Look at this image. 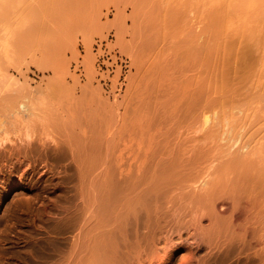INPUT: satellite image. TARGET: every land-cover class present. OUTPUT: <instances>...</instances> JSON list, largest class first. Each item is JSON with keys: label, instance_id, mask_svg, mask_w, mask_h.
<instances>
[{"label": "rangeland", "instance_id": "rangeland-1", "mask_svg": "<svg viewBox=\"0 0 264 264\" xmlns=\"http://www.w3.org/2000/svg\"><path fill=\"white\" fill-rule=\"evenodd\" d=\"M6 97L28 101L35 114L20 106V120L30 113L34 129L55 127L64 146L81 126L86 144L97 133L94 148L110 161L97 157L98 170L124 167L123 182L144 180L174 153L183 163L162 199L163 211L180 214L173 225L185 236L190 209L213 192L220 228L236 235L224 264H264V178H253L258 192L245 187L264 174V0H0V103ZM204 113L213 117L207 126ZM0 116L14 120L13 110ZM237 148L245 167L232 162ZM68 154L51 157L47 173L44 156L35 173L0 171V264L74 263L77 231L59 227L80 210V170L91 165ZM208 169L219 174L205 198L187 185ZM141 246L116 264H198L205 252L185 243L170 256L159 245L139 257Z\"/></svg>", "mask_w": 264, "mask_h": 264}, {"label": "bare ground", "instance_id": "bare-ground-1", "mask_svg": "<svg viewBox=\"0 0 264 264\" xmlns=\"http://www.w3.org/2000/svg\"><path fill=\"white\" fill-rule=\"evenodd\" d=\"M120 39H118L117 37L118 44H120L122 47L124 46L123 48H126L125 45L120 42L121 41ZM12 98L14 101L12 100ZM20 100L21 101L19 100L16 101L14 97L11 98L6 97V99L3 101L4 104H2L3 102L0 103V112L3 113L5 110H9V111L13 110V114H14L13 118L15 120V125H14V120L12 121V119L11 120L7 119L6 116L5 118L7 120H5V118L3 117L4 115L0 116V160L1 161L6 160L7 163L6 166H3L5 167L4 169L0 167V171H3L5 172V174H7L6 172L7 166H9L10 168L8 170L9 172L8 175L9 174L11 175L12 172L14 171L20 170L22 167H23L22 175L30 174L32 172L35 173V171L38 169L37 164L40 160L39 156H44L45 159L41 160V162L42 161L43 162L46 161V162H44L42 168H46L45 172L47 173L49 172L48 170L51 169L48 165L50 164L51 166V163H49L50 162L49 159L51 157L52 159L53 158L62 159L63 155H66V157L67 155L70 156V154L68 153L74 155V159L76 158L77 160L79 159L81 162L83 161V163H85L84 164L85 166H88L86 165V163L87 164L89 163L91 165L90 166L91 168L81 167L83 169L80 170L81 172L82 171L84 172L85 170L84 174L80 172L81 175L83 174L82 176L84 178L79 173H77L83 178V180L79 179L80 177L78 178L79 181L82 180L81 182H83L82 183L83 186L81 184V187L80 186L79 187L80 188L83 187V188L80 189L82 190L81 193L79 192L80 190L77 191L80 193L77 195L80 196L82 200L81 201L79 200V203H76L77 205L79 204V206H81V208H78L80 209L78 211H81L82 215L81 213H78L77 207L74 210L75 212L77 211L76 214L81 215L82 219L80 218V221L79 219L76 220L77 215L72 214L73 216L71 215V217L64 219L59 227L60 230L65 232L77 231L74 234H71L72 237L74 235V238H71L72 243L70 245L73 248V250L76 251L75 254L73 253L74 254L73 264H116V262L121 257L130 255L134 248L139 247L140 249L142 247L141 246L142 244H145V246L146 245L147 246L141 250L144 249H148V250L146 252H140L138 254L139 257L144 255L148 251L157 248L159 245H161V248H163L166 251L167 255L170 256L176 249H179L185 243H189V245L192 246V248L197 250L203 248L205 249L204 254L201 256L199 260H197L198 264H224L225 260L227 259V255L230 253V251L233 250L235 247H237V245L233 246L235 244L236 235H234L233 232H231L230 230L226 229V227H228L227 226L228 223L227 225H225L226 227L221 226L220 228L221 225L220 222L224 218L221 220V216L223 215L220 212H217L215 209V203H214L215 198L213 192L211 197H210L211 194L208 192L212 188V185L213 186L216 185L217 181L213 177L217 178L218 176H215V174L216 175L219 174L218 172L215 173L214 170H211L210 172L208 169L209 172L204 171L205 175H203V177L201 176L202 179L200 178L196 179V181L194 180L192 183H190L191 185H187L188 188L189 187L191 188L189 190H191L192 193L199 192L197 194H200L201 191H203L204 196L209 195L205 198L210 197V199H206L207 201H205L204 198L203 200L205 202L201 203L202 201H199L200 199H202L201 196V198H199V200L196 201V203L200 202V205H198L199 204L198 203L196 204L197 205L196 207L190 209L191 213L189 218L193 223L190 222L189 224L191 225L193 224V225L192 227L185 228L184 230L185 236H183V233L180 231V228L173 225L174 220L176 218H180V214L177 212V209L173 208L172 206L171 207L168 206L169 208L168 209L166 208V210H168L169 212H167L166 210L163 211L164 204H162V199L166 194L167 184L171 182L173 178L178 174L179 171L177 170V167L179 165V162L183 163V161L181 162L178 160L177 156L174 153H168V155L164 158V161H160L156 163L155 167L149 173L145 174L147 177L144 176L143 177V179L145 178L144 180L142 181L137 180L133 183H126L125 181L123 182L117 177L119 174L122 176L124 174L123 172H125V168L122 166H121L122 169L118 166L119 170L117 171H114L112 168L110 169L109 168L110 164L109 166H106L107 168H105L104 172L100 173V171L98 170L100 169L101 165L100 164L96 165L98 163L97 160L98 159L101 160V162L100 161L99 162L102 164L104 163V161L106 163V160L104 159L106 156L103 155V157L105 156L103 159L100 158L102 157V155H100L99 157L97 148L100 145H97L98 147L94 148L96 146L95 143L96 140H92V139L94 136H95L94 138H96L95 134L97 133H95L94 136L91 134V136L93 137L90 136L89 137L90 142L89 144L88 143L86 144L84 143L85 141H83V138L84 136H86L84 140L87 139L86 141H88V136L87 135L83 136L81 134L83 133L82 130L84 131L83 134H85V129H83V126H81L80 129L82 130L81 131L79 130L81 132L79 133L83 136L82 140L81 138H77L78 136L79 137L81 136L79 133L77 134L73 133L76 134L77 136L75 137L73 136V138H71L72 137L71 135H73L72 134V132L74 131L73 130L72 132L70 131L71 133L69 136L71 137L69 139L66 138V140L71 141L70 143L72 144V146L71 145L64 146L62 142L65 140L62 141L60 136L58 137L56 135L57 131L55 132V134L53 133L55 131L54 130L55 127L53 125L51 127H54V129L50 128L49 129L50 131L47 130L49 127L43 125L44 126L43 128V126L41 125V127L43 128L41 132L39 131L40 129H34V127L31 126L32 124L29 123L30 120L33 119L31 115H34L35 113L31 111L32 108L28 106L29 105L28 101L26 103V101H23L22 99ZM26 105L27 108L29 107V112L30 113L32 112L33 114L31 113L30 115L29 113L31 119L29 117H28L29 119L23 117L25 120L24 121L22 120L23 118L21 116L22 119L20 120L21 114L19 113L20 112L19 107L20 106L25 107ZM205 113L203 114L204 116L202 115V120H203L202 125L205 124L207 126V123L209 122L212 123L211 120H213V117L210 116V113L209 114L208 113L205 114ZM26 119L29 121H26ZM8 120H10L12 124L9 123ZM7 122L10 125H7ZM32 122L35 123L34 120L31 121V123ZM12 125L13 127H11ZM68 141L66 142L69 143ZM242 145L243 146H239L238 148L242 149L245 144L242 143ZM238 148L236 149L237 155L236 156L234 155L233 157L236 160L234 159L232 162L233 164L236 165L239 164L240 166L243 163V160L240 158L241 155L238 154L240 153L243 154V152H241L240 149L238 150ZM99 149L100 148H98V150ZM37 156L39 158H37ZM67 158L66 160H68ZM77 160L75 161L76 165H78L77 162L79 163V161ZM95 160L97 161L96 163ZM75 163H73V165ZM105 163L103 165H107L108 163H110V161H108L107 164ZM69 164L71 165V163ZM64 166L67 165L64 164ZM80 166L78 167L77 170L80 169ZM211 166L212 165L209 164V166L207 165V168H210ZM242 166L245 167V164L241 165L240 168H242ZM67 167H69V165ZM75 168H77V166ZM84 168H86L87 170L90 169V171L88 170L89 171L88 172ZM248 169H245L246 171H243L244 173L240 172L241 170L240 169L238 170V172L236 171L235 174L236 173L237 175L240 174L238 175L240 177H244L245 175H246L245 177H248L250 175L249 173L251 172V170H249L248 172ZM211 174L213 175L211 176ZM120 175L119 177H121ZM207 176L208 177L211 176V178L210 177L206 178ZM235 176L236 175H234V179L235 178L239 179L238 176L237 177ZM263 176L260 175L257 176L253 174L252 176H249L250 179L249 177L247 178L250 181L252 179L251 182L243 179L245 180V183L246 181L247 183H249L248 185L247 183L246 184L244 183L246 186L241 184L240 180L243 182L241 178L240 180L237 181L235 179V182L240 183L239 186L240 188H242V190H244V188L247 186L249 189L250 183H252L251 187L254 188L258 186V184L261 181H263V179L261 180L259 178V177L264 178ZM253 178L255 179L254 181L256 182L258 181L259 183L255 182L256 184H253ZM232 182L233 184H235L233 178H232ZM252 185L255 186L253 187ZM260 185L262 186V184ZM44 187L45 186H43V188ZM238 187L237 189H240ZM259 187L260 186L256 187L257 189L251 188L249 190L250 191L254 190L258 192ZM248 189L246 188L245 191H247ZM259 191L264 192L263 190H259ZM200 195H202V193ZM212 197L214 199H212ZM29 200L24 201V203L25 202L28 203ZM203 216L208 217L209 220V223L206 224L207 226L205 227L201 226L200 223ZM190 219L188 220L190 221ZM212 228H214L213 232H211ZM173 233L177 234L176 239L177 240L179 239L178 244L175 243L176 240H174V237L172 236ZM130 237H134L133 240ZM60 238H62V240L67 239L66 236Z\"/></svg>", "mask_w": 264, "mask_h": 264}]
</instances>
